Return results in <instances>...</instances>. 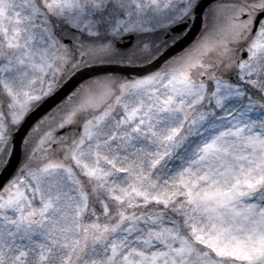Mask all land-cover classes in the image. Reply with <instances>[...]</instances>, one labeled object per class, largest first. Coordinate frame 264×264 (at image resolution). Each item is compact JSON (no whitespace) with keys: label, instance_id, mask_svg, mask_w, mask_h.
<instances>
[{"label":"snow or ice","instance_id":"1","mask_svg":"<svg viewBox=\"0 0 264 264\" xmlns=\"http://www.w3.org/2000/svg\"><path fill=\"white\" fill-rule=\"evenodd\" d=\"M0 264H264V0H0Z\"/></svg>","mask_w":264,"mask_h":264},{"label":"water","instance_id":"2","mask_svg":"<svg viewBox=\"0 0 264 264\" xmlns=\"http://www.w3.org/2000/svg\"><path fill=\"white\" fill-rule=\"evenodd\" d=\"M0 179H2V177H0Z\"/></svg>","mask_w":264,"mask_h":264}]
</instances>
